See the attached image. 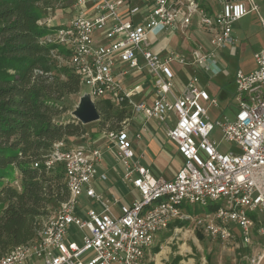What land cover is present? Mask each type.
I'll use <instances>...</instances> for the list:
<instances>
[{
    "label": "built area",
    "instance_id": "1",
    "mask_svg": "<svg viewBox=\"0 0 264 264\" xmlns=\"http://www.w3.org/2000/svg\"><path fill=\"white\" fill-rule=\"evenodd\" d=\"M203 1L72 0L70 23L39 22L55 28L47 41L67 52L58 58L60 63L92 88V101L106 99L132 117L122 129L104 131L101 146L66 149L64 142L55 144L45 166H62L69 200L34 240L8 251L0 264H156L163 249L158 234L181 231L177 225L171 228L176 222L192 221L195 231L232 248L250 247L253 236L264 237V50L254 55L256 70L237 72L235 119L216 121L223 139L236 144L239 152L222 153L211 139L215 125L209 106L218 107L217 100L200 87L197 77L177 89L171 69L178 64L212 72L217 51L237 42L233 25L258 13L259 6L256 0H222L221 8L210 12ZM195 16L197 27L210 33V50L196 45L187 59L160 45L162 36L185 35L196 25ZM143 73L153 87L150 104L136 101L140 86L124 82ZM136 116L175 124L167 136L183 164L173 179L155 178L135 160L126 128ZM146 131L143 127L136 140ZM107 156L120 167L122 182L140 195L133 203L119 205L117 198L96 189L97 183L109 180L99 172ZM84 192L93 206L79 213L78 197ZM186 203L201 206L203 213L192 216L182 208ZM209 206H218L214 214L206 212ZM245 262L264 264V244ZM181 264L194 263L187 259Z\"/></svg>",
    "mask_w": 264,
    "mask_h": 264
},
{
    "label": "trees",
    "instance_id": "2",
    "mask_svg": "<svg viewBox=\"0 0 264 264\" xmlns=\"http://www.w3.org/2000/svg\"><path fill=\"white\" fill-rule=\"evenodd\" d=\"M44 1L49 0H0V258L34 240L52 210L68 202L62 166L48 169L45 163L55 144L72 148L71 139L88 133L77 120H57L67 112L65 98L79 94L82 84L58 59L67 52L47 41L55 28L39 24L37 5ZM97 107L100 131L120 130L132 117L106 99ZM107 122L111 125L103 129ZM175 225L187 222L171 228ZM159 250L157 246L154 252ZM180 260L176 257L171 264Z\"/></svg>",
    "mask_w": 264,
    "mask_h": 264
},
{
    "label": "rangeland",
    "instance_id": "3",
    "mask_svg": "<svg viewBox=\"0 0 264 264\" xmlns=\"http://www.w3.org/2000/svg\"><path fill=\"white\" fill-rule=\"evenodd\" d=\"M256 2L260 7V16L256 12H252L233 25V37H235L237 41L235 50L231 51L227 49L217 51L216 72L207 73L196 68L193 69V71L189 66H180L178 64L171 65V69L175 75L174 84L177 89L182 87L180 84L186 83L188 78L197 77L200 81V87L206 90L212 99L217 100L218 107L209 106V116L212 123L215 125V129L211 134V139L219 145V151L222 153H229L232 151L239 152L240 149L236 144L227 142L223 139L219 127L216 126V121L223 119L224 116H227L230 120L235 119L238 111L237 102L235 100L237 91L235 78L237 72L242 71L245 74H249L256 70L257 64L254 55L264 50V29L262 25L264 22V0H256ZM203 3L211 7L213 12H217L221 5L220 0H204ZM72 4V0H49L39 3L37 9L42 16L41 22L57 21L56 24L61 25L70 23L75 13ZM260 17L263 18V21H260ZM197 19L198 16H195L194 23H196V25L190 28L185 35L171 37L162 36L160 39H165L161 41L160 45H167L173 48L187 59L190 58V53L196 45L203 46L205 51L210 50V33L205 30H200L197 27ZM153 41H155V38H153ZM182 45L184 46L181 48ZM187 73L190 77H188ZM138 77L136 81L141 79ZM134 80L135 78L132 79V81ZM91 92L92 88L90 86L82 84L79 94L66 97L64 105L67 107V112L62 115L61 118H57V120L62 122L75 121L74 111L77 109L81 97ZM208 105L209 103L206 104V106ZM99 123L100 122H96L87 125V134L91 135L92 130L98 129ZM110 125L111 124L107 122L103 126V129L108 128ZM150 125L158 129L159 132L162 131V126L157 120L152 119ZM162 125L166 129L168 126L172 128L175 124L169 122ZM87 134L82 138L71 139L69 141V146L82 148L86 138H88ZM170 165L174 168H178L179 166L176 159L171 161ZM167 173V169L162 170L164 176H166ZM156 174L157 173L154 175L157 176L158 174ZM16 185L17 184H15V186ZM135 195H139L138 192L135 193ZM138 197L140 198V195ZM92 203L93 202L85 196L84 192L78 197L77 210L79 213H83L92 208ZM209 207H207L206 212ZM214 207V210L209 213H215L218 206ZM182 208L195 217L203 213V208L199 205L186 203ZM57 210V208L52 210V216L55 215ZM179 227H181V231L174 232V230L171 229L166 233L158 234V239L161 241L160 245L163 249L158 253L159 256L156 258V263L171 264L172 260L176 257H180L181 260L188 257L194 264H246V258H250L254 254L260 252L264 244V237L259 238L253 236L252 246L240 249L235 247L232 248L230 246L219 245V243L212 241L208 236L201 238L200 235L202 234L199 231H195L192 221H188L187 225ZM72 231L73 229L70 228V232ZM74 239L77 240V236H74Z\"/></svg>",
    "mask_w": 264,
    "mask_h": 264
},
{
    "label": "crops",
    "instance_id": "4",
    "mask_svg": "<svg viewBox=\"0 0 264 264\" xmlns=\"http://www.w3.org/2000/svg\"><path fill=\"white\" fill-rule=\"evenodd\" d=\"M221 1L222 0H220V4H221ZM203 4H205L208 11L213 12V9L211 7L206 5V3H203ZM220 8H221V5H220ZM259 13H260V7H259V11L257 14L259 15ZM260 21H263L262 17H260ZM233 34H234V31H233ZM183 46L184 45H182L181 48ZM235 47L236 45L230 47L229 49L233 51L235 50ZM155 48L158 49L159 47L155 46ZM212 72H216V69L213 68ZM137 77L141 79L136 81ZM188 77H190L189 74H188ZM134 78H135L134 81H132L133 78H129L125 80L124 81L125 84L127 85L134 84V85L140 86V89L142 90V92L141 94L135 95L136 101L147 102L150 104L154 99V94H153L152 83L150 82L151 80L149 76L147 75V73H143L141 75L135 76ZM188 80L186 83H183L180 85L182 87L185 86L188 83ZM150 122L151 120H146L144 119L143 116H136L132 118V120L130 121L129 125L126 128L127 135L132 145V150L135 156V160L139 161L141 166L149 169L155 178L171 180L175 177L177 172L182 167L183 158L177 152L176 146L173 143H171L168 139L167 133L171 129V127L167 125L168 127L165 129L162 123L159 122V124H161L162 126V131L159 132L158 129L150 125ZM143 127L146 128L147 131L143 133L142 139L140 141H137L136 134L142 131ZM87 136L88 138H86V141L84 142V146H91V145L101 146L106 142L104 131H100L98 129L92 130L91 135L87 134ZM175 159L178 161V164H179L178 168H174L170 165L171 161ZM163 169H167L168 171L166 175L167 177L164 176V174H162ZM99 172L107 174L109 178L107 183H103V184L97 183L96 184V189L102 192L106 197L117 198L119 200V205H129L133 203L134 201H136L137 199H139L138 197L139 195L137 196L135 195L137 191L132 189L131 186L122 182L121 169L115 164L113 157L111 156L106 157V159L99 166ZM155 173H157L158 175L156 174L157 176H155L154 175ZM219 245H221V243H219ZM157 256H159V254ZM186 259H190V258L187 257L184 260H181L179 264H181ZM155 261L157 260L155 259Z\"/></svg>",
    "mask_w": 264,
    "mask_h": 264
},
{
    "label": "water",
    "instance_id": "5",
    "mask_svg": "<svg viewBox=\"0 0 264 264\" xmlns=\"http://www.w3.org/2000/svg\"><path fill=\"white\" fill-rule=\"evenodd\" d=\"M74 117L84 126L100 122L101 115L97 103L92 101L90 95L86 94L81 97L79 105L74 111Z\"/></svg>",
    "mask_w": 264,
    "mask_h": 264
}]
</instances>
